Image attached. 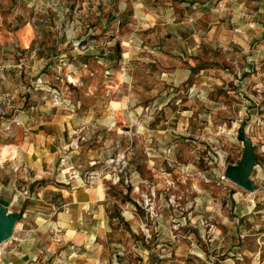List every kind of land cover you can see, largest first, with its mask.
<instances>
[{
    "label": "rangeland",
    "instance_id": "374dc122",
    "mask_svg": "<svg viewBox=\"0 0 264 264\" xmlns=\"http://www.w3.org/2000/svg\"><path fill=\"white\" fill-rule=\"evenodd\" d=\"M52 116L107 193L85 256L264 264V0H0V140Z\"/></svg>",
    "mask_w": 264,
    "mask_h": 264
},
{
    "label": "crops",
    "instance_id": "0c3cea01",
    "mask_svg": "<svg viewBox=\"0 0 264 264\" xmlns=\"http://www.w3.org/2000/svg\"><path fill=\"white\" fill-rule=\"evenodd\" d=\"M15 127L0 140V204L20 216L1 244L0 263L40 264L49 253L47 264H99L85 256L110 229L106 189L92 167L97 160L70 147L69 120L52 116Z\"/></svg>",
    "mask_w": 264,
    "mask_h": 264
},
{
    "label": "water",
    "instance_id": "95a60500",
    "mask_svg": "<svg viewBox=\"0 0 264 264\" xmlns=\"http://www.w3.org/2000/svg\"><path fill=\"white\" fill-rule=\"evenodd\" d=\"M239 137L244 145L243 156L238 163H230L224 167L223 177L245 190L253 191L255 184L251 179V172L257 162L256 152L250 137L242 130ZM19 216L18 212L9 211L0 204V245L12 237Z\"/></svg>",
    "mask_w": 264,
    "mask_h": 264
},
{
    "label": "built area",
    "instance_id": "2783aa9c",
    "mask_svg": "<svg viewBox=\"0 0 264 264\" xmlns=\"http://www.w3.org/2000/svg\"><path fill=\"white\" fill-rule=\"evenodd\" d=\"M9 127V125H7L5 128H8ZM77 142L75 141V142H72L71 144H70V147L72 148V149H76L77 148ZM69 147V148H70ZM67 160V156L66 155H64V156H62L61 158H60V164H63L65 161ZM72 175L74 176L75 175V172H73L72 171ZM59 231H60V229H55V232L56 233H59Z\"/></svg>",
    "mask_w": 264,
    "mask_h": 264
},
{
    "label": "bare ground",
    "instance_id": "6f19581e",
    "mask_svg": "<svg viewBox=\"0 0 264 264\" xmlns=\"http://www.w3.org/2000/svg\"><path fill=\"white\" fill-rule=\"evenodd\" d=\"M0 248H1V245H0Z\"/></svg>",
    "mask_w": 264,
    "mask_h": 264
}]
</instances>
